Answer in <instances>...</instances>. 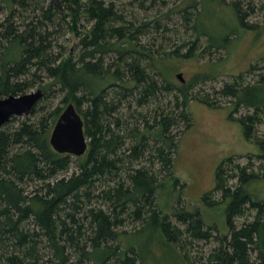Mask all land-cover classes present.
Wrapping results in <instances>:
<instances>
[{
	"label": "trees",
	"instance_id": "trees-1",
	"mask_svg": "<svg viewBox=\"0 0 264 264\" xmlns=\"http://www.w3.org/2000/svg\"><path fill=\"white\" fill-rule=\"evenodd\" d=\"M61 4L58 9L49 0H0V11L6 10L0 18V97L37 85L44 99L55 87L63 104L37 107L40 98L30 117L0 128V264H151L128 244L148 225H154L160 240L175 250L177 263L264 264V200H254L245 190L255 176L246 167L236 164L227 171L219 165L214 187L202 195L205 206L224 205L228 230L215 237L219 246L205 259L190 260L180 249L192 240L210 239L211 230L219 228L206 225L200 208L179 204V196V206H170L169 213L157 203L161 191L166 202L174 199L165 193L171 184L176 189L178 181L170 171L177 147L172 128L180 122L190 124L187 109L179 108L190 98L210 104L192 95L191 89L213 79L217 64L209 63L208 70L176 84L173 68L164 62L177 50L169 53L137 40L149 31V21H128L113 0ZM206 5L217 12L223 9L226 23L203 21ZM177 6L181 17L193 22L192 46L205 38L203 50L228 49L230 35L255 28L245 19L252 6L244 10L242 0H181ZM152 26L159 28L158 22ZM63 28L75 33L80 46L67 57L52 49L53 35ZM108 54L112 60L106 61ZM191 55L192 47L182 54ZM42 74L51 82H42ZM172 91V108H156L149 117L139 114L140 123L130 126L120 112L127 98L130 108L132 100L143 105ZM219 92L230 96L234 106L253 109L237 118L250 139L251 128L261 120L257 114L264 112V75L252 83H225ZM69 102L83 119L88 142L86 153L75 160L49 142ZM258 145L264 157V140ZM230 177H236L235 186ZM247 210L255 211L253 219L235 225L234 219ZM127 222L138 226L128 233Z\"/></svg>",
	"mask_w": 264,
	"mask_h": 264
},
{
	"label": "rangeland",
	"instance_id": "rangeland-1",
	"mask_svg": "<svg viewBox=\"0 0 264 264\" xmlns=\"http://www.w3.org/2000/svg\"><path fill=\"white\" fill-rule=\"evenodd\" d=\"M113 1L128 21H135L136 24L142 21L151 23L148 32L138 35L139 43L144 45L153 43V48L163 49L169 53L177 50L164 62L173 68L171 78L176 84L179 82L175 76L177 72H181L185 80L190 79L197 72L208 70L209 63L210 65L217 64V73L213 79L198 83L191 89L192 95L198 94L199 97L209 100L210 104L202 102L199 98H197L198 100L190 98L186 106L179 108V110L187 109L190 124L187 126L185 122H180L172 128L177 147L173 154V168L170 171L173 176L178 178V181L175 185L176 189H173L171 184L166 188L165 193L166 197L171 194L174 199L166 202L165 194L161 191L157 200L159 207L168 213L170 206L181 204L186 209L196 206L202 211L206 225L213 226L215 224L219 228V230H211L212 237L210 239L192 240L191 244L183 246L182 249L179 248L182 253H186L190 260L205 259L214 248L219 246L218 239L215 237L223 236L228 231L224 205L208 207L202 202V195L214 187L217 167L222 165L227 168V171H230L229 169L236 164L246 167L247 173H253L255 176L248 181L245 190L254 200H264V157L261 155L262 151L258 145V141L264 140V112L257 114L261 120L251 128L253 135L249 139L244 135L237 118L252 113L253 109L234 106V101L230 96H224L219 92L225 83H252L260 75H264V0H242L244 10L248 9V5L252 6V11H249L245 19L255 28L254 30H240V32L230 35L231 43L228 49L218 50L216 48L203 50L206 44L205 38L200 39L194 47L192 46L194 34L191 25L193 22L192 20L185 21L181 17V13H178L177 5L181 0ZM231 1L225 0L226 3ZM5 13V8L0 11L1 19ZM28 13L25 15L27 16ZM224 13L223 9L217 12L216 9L206 5L202 18L206 23L222 24L226 23ZM81 22L85 23V20L82 19ZM156 22L159 24L158 29L152 26ZM224 28L225 26H222L221 31H226ZM256 32H258L257 35ZM52 38V49L61 57H67L71 51L77 53L80 48L78 37L73 31L66 30V28L54 34ZM191 47L193 55L182 56ZM108 58L112 60L111 54L107 55L106 61ZM41 77L42 82H51V79L44 74ZM36 88L39 87L35 85L26 92ZM52 90L54 91L48 97L41 98L37 107L44 105L50 109L55 106H63L60 102L62 93L55 87ZM173 94L174 91L163 92L157 99L150 100L143 105H137L132 100L130 108L128 107L130 98H127L121 104L120 112L130 126L135 121L140 123L142 119L141 116L138 118L139 114L149 117L156 108L171 109L174 104ZM30 116V114L13 116L15 118L3 126L16 125L19 120ZM75 156H72L73 160H75ZM144 164L148 163L144 162ZM73 169L72 164L69 172ZM165 181L169 182L167 179ZM229 183L235 186L236 177H230ZM178 196L181 199L179 204L176 200ZM219 196L218 193L215 197ZM254 215V210H247L244 215L236 217L234 223L240 226L242 223L252 220ZM137 226L127 222L125 228L128 233H131ZM262 233L264 236V226ZM128 244H134L140 254L151 264H180L177 263L178 255L175 250L160 240V233L154 225H148L128 239ZM255 256L256 253L252 251L251 258L253 259Z\"/></svg>",
	"mask_w": 264,
	"mask_h": 264
},
{
	"label": "water",
	"instance_id": "water-1",
	"mask_svg": "<svg viewBox=\"0 0 264 264\" xmlns=\"http://www.w3.org/2000/svg\"><path fill=\"white\" fill-rule=\"evenodd\" d=\"M49 1L56 8L62 9L61 0ZM175 76L179 81H184L181 72H177ZM41 96L42 90L36 88L32 91L0 97V128L13 116L29 114ZM49 142L59 153L76 156L86 153L88 142L83 129V119L72 102L67 103L58 115L51 129Z\"/></svg>",
	"mask_w": 264,
	"mask_h": 264
},
{
	"label": "bare ground",
	"instance_id": "bare-ground-1",
	"mask_svg": "<svg viewBox=\"0 0 264 264\" xmlns=\"http://www.w3.org/2000/svg\"><path fill=\"white\" fill-rule=\"evenodd\" d=\"M40 89H41V88H40ZM41 97H42V96H41ZM41 97H40V98H41Z\"/></svg>",
	"mask_w": 264,
	"mask_h": 264
}]
</instances>
